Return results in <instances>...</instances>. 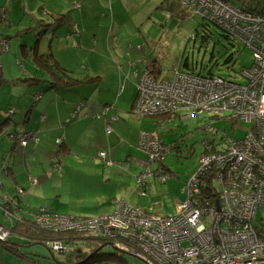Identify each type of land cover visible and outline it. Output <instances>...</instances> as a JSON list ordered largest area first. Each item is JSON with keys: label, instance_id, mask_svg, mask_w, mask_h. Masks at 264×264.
I'll list each match as a JSON object with an SVG mask.
<instances>
[{"label": "rangeland", "instance_id": "374dc122", "mask_svg": "<svg viewBox=\"0 0 264 264\" xmlns=\"http://www.w3.org/2000/svg\"><path fill=\"white\" fill-rule=\"evenodd\" d=\"M37 1L35 0V2ZM12 2L9 4L10 13L7 19L4 18L5 13L3 17L0 14V18H3L0 22V31L6 29L13 40L16 36L15 23L21 26L18 30L23 28L20 31H24L26 27L32 25L33 21L43 20V17L48 18V14H54L55 18L60 20L63 17L72 16L73 21L77 23L79 19L76 16L80 14L82 7L83 11L90 15L86 21L91 28L90 31L104 30L102 34L95 31L96 36L93 38L96 39V45L93 47H96L97 50H91L90 60L85 57L86 52H82V55L68 56L66 59L67 64L69 63L66 66L73 70L71 77L74 79L83 78L80 80H84L88 77L97 78L99 76L103 78L102 81L113 79L116 76L115 62L126 66L128 64L127 60L124 63L117 61L121 57L122 50L127 52V59L132 56L133 60H141L144 56L151 55L153 60L158 61L162 75L166 79H171V73L179 68L196 75L207 76L211 73L214 76L246 85L247 80L242 72L254 62L253 52L242 42L227 38L225 32L219 27L202 19L197 14L193 15L188 11L189 16L183 17L179 15L180 12L172 15L164 5L165 0H41L42 4L36 3L37 8L33 11L40 17H36L37 19L34 20L29 14L20 13L23 11L18 10L19 1L13 0ZM235 2L237 5L245 4L243 0H235ZM3 3H6V0H3ZM246 7L253 11L256 10V0H246ZM263 9L264 0H262L260 10ZM5 21H12L13 27L4 28L2 24ZM204 24L209 25L208 30L204 28ZM74 30L78 31L75 27ZM34 36V32L25 33L18 42L30 41L34 39ZM47 37L48 35H45L41 42L45 43L46 41V45L49 46L50 40ZM44 43L42 44L44 45ZM57 44L58 42L54 43V49L59 48V44L58 46ZM11 46L9 38L0 36V53L1 55L3 53L2 64L4 61L6 70L11 69L8 73L10 76L15 71L16 79L14 80H17V78L24 77L19 63L20 58H18L21 56L19 54L20 47H17L16 50V46H12V48ZM230 57L231 61L226 63ZM95 60L98 61L95 62ZM25 68L33 70L28 66ZM116 73L120 72L116 70ZM2 78L3 75H0V84ZM13 78L11 77V79ZM130 83L135 85L132 80ZM31 84L34 82H25L22 79L12 89L19 93L22 91L44 93V87L35 86L33 88L30 86ZM102 90L105 89L101 87ZM33 103L32 97L30 105L32 106ZM132 115V118L128 117L127 119L134 123L132 126L136 132L135 135L139 136L142 132H157L163 143L172 147V151L165 155L161 161L164 169H168L166 176L169 179L166 183L161 182L162 175L146 176L149 183L148 192L140 195L142 189L139 184V173L142 170L145 171L141 168L140 162L148 163L150 161L146 151L136 146L139 152L136 158L140 161L137 163L131 159L128 161L129 155L124 151L112 160L108 158L107 151H103L106 153V157L100 159L98 149L87 145L81 149L75 148L74 154L71 155L73 159L70 161L68 158L64 163V171L58 172L61 175L55 173L42 175V167H39L41 170L33 167L38 170L32 171L30 178L37 179L39 181L37 185L28 183L24 178V164L17 163L14 169L20 178L19 185H15L27 191L26 203L22 206V210L30 215L47 207L61 215L83 218L109 217L116 209V202L127 201L133 197V202H139L138 205L131 204L133 207H138L153 216H173L176 214L178 205L186 199L187 195L183 191L184 183L187 184L201 170L204 157L214 154V151L209 153L207 149L214 148L215 152L223 151L227 146V139L243 138L250 127L249 123L231 119L224 114L214 115L192 109L163 118H142L133 112ZM1 151H3L2 147H0ZM69 164H71V170L70 167H67ZM158 166V163L150 165L152 171ZM142 167L145 168L144 165ZM105 176L110 181L104 182ZM6 186L12 188L13 181L6 182ZM215 187L219 193L220 186L215 184ZM136 191L139 193L134 194ZM137 198L140 200L137 201ZM1 210L0 208V222L5 225L10 224V219L4 216ZM262 214H264V209L260 208L259 221ZM7 232L10 234V231ZM5 236V231L0 234V238H5ZM3 242L0 239V243ZM67 245H69L70 252L66 255L53 254L46 245L28 246V249L36 248L44 253L43 259L39 262L27 258L18 259L12 255H8V260L10 263L18 261V264L23 261H25L23 264H83L85 258L91 255L94 248L89 241L84 240L72 241ZM23 249L26 250V247ZM115 251L111 246H104L100 253L107 254ZM115 253L122 254L117 251ZM4 255H0V264H7ZM122 255L125 256L128 264L134 263V257L127 254ZM103 263L107 264L108 262L103 261ZM12 264H16V262ZM108 264L120 263L111 262Z\"/></svg>", "mask_w": 264, "mask_h": 264}, {"label": "built area", "instance_id": "2783aa9c", "mask_svg": "<svg viewBox=\"0 0 264 264\" xmlns=\"http://www.w3.org/2000/svg\"><path fill=\"white\" fill-rule=\"evenodd\" d=\"M173 1L219 26L254 56L253 64L242 72L246 85L179 68L171 73V79H157L145 71L137 84L132 112L138 117H172L192 109L250 124L244 138L227 139L225 150L202 160L200 172L214 168L213 187L220 186L219 193L202 203L204 184L197 173L186 184V199L173 216H153L119 201L109 217H74L44 207L32 218L45 231L101 238L105 246L134 257L132 264H264V214L258 220L259 209H264V11L254 12L230 0ZM20 142L24 147L28 144L23 136ZM140 148L150 158L140 183H146V176L157 175L166 183L169 177L164 168L152 171L150 165H159L172 147L165 145L157 132H143ZM99 156L105 158L106 153ZM30 181L38 183L37 179ZM4 231L6 236L0 239L6 242L8 230L0 225V234ZM51 246L56 253L66 250L61 241Z\"/></svg>", "mask_w": 264, "mask_h": 264}, {"label": "crops", "instance_id": "0c3cea01", "mask_svg": "<svg viewBox=\"0 0 264 264\" xmlns=\"http://www.w3.org/2000/svg\"><path fill=\"white\" fill-rule=\"evenodd\" d=\"M25 3L27 4L23 7L24 14H29L32 20L37 19L36 17L40 15L33 11L37 8L36 3L42 4L41 0L37 2L35 0H25ZM171 4L178 7V4L168 0L167 8ZM83 10L82 7V11L76 16L79 19L77 23L73 21L72 16H69V18L63 17L62 20L57 19V22L51 21V23H48L50 30H54L50 35L48 34L49 32L45 34L46 36L48 35L47 39L50 40L49 46L46 45V41L45 43L41 42L42 40H36V43L34 40L18 42L23 34L17 33L23 28L18 30L21 26L17 23L14 25L16 34L14 40L8 37L12 46H16V50L17 47H20L19 54L21 56H18V58H20L19 63L24 77L14 80L16 79L15 71L10 76L8 73H10L11 69L6 70L3 61V78L0 84V147L3 149L0 152L1 195L13 194L12 196L15 197L18 194L20 187L17 186L19 185L20 177H18L19 175L15 173L14 169L17 163L24 164V178L27 179L28 183L37 185L39 181L36 184L30 181L32 179L30 178L32 176L31 172L38 170L33 167H42V175L51 173L61 175L58 172L64 171V163L68 158H70V161L73 159L71 155L74 154L75 148L81 149L87 145L96 147L98 155L103 151H107L108 158L111 160L124 151L129 155L128 161L131 159L133 162H140L136 158L139 154L136 146L140 147V135H135L136 132L132 126L134 123L127 118H132L133 116V103L137 96V84L142 73L150 71L157 79L164 78L158 61L153 60L151 55L144 56L141 60H133L131 59L132 56L127 59V52L122 50V53H120L121 57L117 61L124 63L127 60L128 64L126 66L115 62L116 76L109 81H102L103 78L100 76L97 78L88 77L84 80H80L83 78H77L76 81L78 83L74 85L61 82L56 84V87L49 88L47 83L34 78L35 76L42 79L49 78L42 69L37 68L35 59H33V56L35 57L37 54L51 52L59 65L71 73L73 70L66 66L69 65L66 62L68 56L73 57V55H82V52H86L85 57L90 60L92 57L90 54L92 53L91 50H97L96 47H93V45H96V39L93 38V36H96L95 31L98 34H102L104 30L94 29L91 32V28L86 22L90 15ZM169 11L172 12V15L178 13L174 8ZM37 21H33V24H36ZM69 21H71V24H69ZM12 24L11 21L8 28L13 27ZM74 27L78 31H75ZM3 32L8 34L6 29H3ZM55 42L59 44L57 49H54ZM23 45L27 46H25L24 51L22 49ZM36 47L37 50L35 51L31 49H36ZM83 60L85 61V59ZM97 61L95 60V62ZM25 66L33 70L26 69ZM116 70L120 73H116ZM11 77L14 78L11 79ZM22 79L25 82H34V84L30 85L33 88L35 86L44 87V93H26L24 91L19 93L12 89L18 85L15 82L18 81L20 83ZM114 79L115 81H113ZM130 80L135 85L130 83ZM101 87L105 90L101 91ZM35 95H40L41 97H34ZM32 97L34 103L31 106ZM79 106L81 108L77 111ZM11 111L12 114H10ZM75 113L76 117L73 118ZM139 128H142L141 125ZM20 135H29L27 146H22L21 142L17 140V136ZM59 139L61 143H58ZM140 164L144 165L145 168L142 165L141 168L146 170L148 163L140 162ZM67 167H70L71 170V164L67 165ZM144 172L143 170L140 171L139 178ZM103 179L104 182L110 181L106 176ZM11 181L14 183L12 188L6 186V182ZM185 185L184 183V187ZM140 188L142 189L140 195L148 192V179L142 186L140 184ZM24 190L25 193L21 196L22 206L26 203L27 197H25L27 191L26 189ZM136 193H139V191L134 194ZM133 200L134 198L131 197L127 201L123 200V202L139 204V202H133ZM139 200L140 198H137V201Z\"/></svg>", "mask_w": 264, "mask_h": 264}, {"label": "trees", "instance_id": "16d2710c", "mask_svg": "<svg viewBox=\"0 0 264 264\" xmlns=\"http://www.w3.org/2000/svg\"><path fill=\"white\" fill-rule=\"evenodd\" d=\"M12 1L13 0H6V3H3V0H0V14H2V17L6 14V16H4V18H6V19L10 13L9 12V4L13 3ZM16 1L20 2V4L17 6L18 10H22L23 12H20V13L24 14L25 11H24L23 7L25 5V0H16ZM230 1H232L233 3H236L235 0H230ZM243 1L245 3L244 5H246V0H243ZM256 3H257V9L254 10V12L264 11V9L260 10V8L262 7V0H256ZM166 4H168V0H165L164 5L166 6ZM172 8H174L175 10L180 12L179 15H181L183 17L189 16L187 10L185 8L181 7L180 5H178V7H175V6H172V4H171V6L168 9L172 10ZM250 10H252V9H250ZM48 15H49V17H48L49 19L44 18V17H43V20L37 19L38 21L36 22V24L32 23V25L30 27H26V29H24V31H19L17 34L36 32V34H34L35 35L34 39H31V40H34L35 43H36V40L37 41L42 40V38L45 36V34L47 32H49V35L52 34V32L54 30L52 28H51L52 30H50V26L48 25V23H51V21L57 22L58 20H57V18H55L54 14H48ZM2 17L0 18V22L3 20ZM37 17H40V16H37ZM202 19H204V18H202ZM6 21H5V23L2 24V26L9 27L10 21L9 22H6ZM214 25H216V24H214ZM208 26H209L208 24H204V28L206 30H208ZM2 32L3 31H0L1 37H6V38L10 37L5 32H3V33ZM227 38H233V37L228 34ZM233 39L237 40L236 38H233ZM237 41H239V40H237ZM25 46L26 45L22 46L23 51L27 47V46L26 47ZM31 49H34V51H35V50H37V47H36V49L35 48H31ZM2 55H3V53H2ZM2 55H1L0 59L2 58ZM33 59H35L34 61H35L37 68L42 69L49 77L47 79H45V78L42 79V78H38L37 76H35L34 78L38 81L42 80L43 82L47 83L49 88L50 87L54 88L57 86L56 84H60L61 82L65 83V84H70V85H74L75 83H78V81H76V79L71 77L72 73L70 71L64 69L63 67H61L59 65V63L54 59L53 54L51 52H48L47 54L46 53L45 54L41 53L39 55L37 54L35 57L33 56ZM230 61H231V57L226 60V63L230 62ZM0 64H1L0 75L2 76L3 75L2 59H1ZM186 66H188V65L186 64ZM208 75H212V74L210 73ZM15 84H19V82L16 81ZM38 96H40V95H37V97ZM22 136L26 137L27 139L29 138V135H21V137ZM213 151H214V153H217V152H215L214 148H211V150L208 152L213 153ZM218 152H221V151H218ZM162 165L163 164L161 162L159 164V166L154 171H157L160 167L165 168ZM213 169L214 168H212L210 170V172H207L206 170L198 172V175H199L198 178H200L202 180L203 184L205 185V186L203 185L202 189H201L200 201H202V203L205 202V200H204L205 198H214L216 195V192H217L216 189L213 187V185H214V182H213L214 173L212 172ZM163 170H164V174H166V172H168L167 171L168 169H163ZM140 184H141V186L143 185L142 183H140ZM20 191H22V192H20ZM24 193H25V190L19 188L18 194L15 195V197L17 199L13 196H10L9 194H6L5 196L4 195L0 196V208L2 209L1 210L2 214L10 219V224H8V225H5V224L0 222L1 226H3L8 231H10L9 239L6 242L0 243V255L5 254L4 255L5 256V262L7 264H12L14 262H16V264H18V261H14V262L10 263L8 260V257H9L8 255H12L13 257H16L18 259L19 258H21V259L27 258L29 260L39 262V260L43 259L44 253L37 250L36 248H34V249L29 248L28 249V246L31 247L33 245H38V246L46 245L50 249V251L53 254H55L56 252L53 251V248L51 246L52 242H55V241L63 242L66 250L64 253H61V254L66 255L70 252L69 245H67V244L72 242V241H77V240L78 241L79 240L89 241L90 244L92 246H94V248L92 249L91 255L85 258V261L83 264H104L103 261H107L108 263L118 262L120 264H124V263L128 264L127 260L125 259V256L122 254H119V253H115L116 251L113 253H107V254L102 253L101 254L100 251L105 246L104 244H106V242H104V240L101 238L83 237L79 234L71 233V232L55 233V232L45 231V230L40 229L34 223V219L32 217L36 216L38 213H40V211L43 208H41L37 212L31 213L30 215L25 213L22 210V205H21V203H22L21 196L24 195ZM51 211L57 212L54 210H51ZM23 247H26V250H24ZM79 253H81V252H79ZM56 254H60V253H56ZM24 262L25 261H23L21 264H23Z\"/></svg>", "mask_w": 264, "mask_h": 264}, {"label": "clouds", "instance_id": "9594fccd", "mask_svg": "<svg viewBox=\"0 0 264 264\" xmlns=\"http://www.w3.org/2000/svg\"><path fill=\"white\" fill-rule=\"evenodd\" d=\"M175 2V1H174ZM176 4L180 5L179 3L175 2ZM188 12V10H187ZM219 27V26H218ZM220 28V27H219ZM221 29V28H220ZM222 30V29H221ZM223 31V30H222ZM224 32V31H223ZM145 72V71H144ZM150 72V71H149ZM151 73V72H150ZM152 74V73H151ZM153 75V74H152ZM154 76V75H153ZM140 80V79H139ZM80 107V106H79ZM81 108V107H80ZM165 117V116H164ZM161 118V117H160ZM20 138H21V135L20 136H17V140L20 141ZM209 149V148H208ZM207 149V150H208ZM209 151V150H208Z\"/></svg>", "mask_w": 264, "mask_h": 264}]
</instances>
